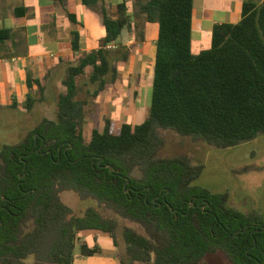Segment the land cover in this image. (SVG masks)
Wrapping results in <instances>:
<instances>
[{
  "label": "trees",
  "instance_id": "1",
  "mask_svg": "<svg viewBox=\"0 0 264 264\" xmlns=\"http://www.w3.org/2000/svg\"><path fill=\"white\" fill-rule=\"evenodd\" d=\"M81 4L99 16L105 37L67 66L55 119L0 146V264H73L76 247L83 256L99 251L80 242L86 231L107 235L121 264H205L218 252L230 264H264V212H242L227 192L194 184L203 166L189 157L158 156L161 131L216 149L264 136V0L245 1L238 23L215 25L210 47L197 55L193 0H133L130 13L123 3L114 12L100 0ZM27 11L14 8L13 16ZM144 23L158 27L147 119H105L86 137L78 78L89 69L92 97L113 84L117 63L130 55L127 36ZM11 34L0 28V44ZM71 36L77 52L78 33ZM34 103L28 96L25 110ZM63 192L94 206L75 215Z\"/></svg>",
  "mask_w": 264,
  "mask_h": 264
},
{
  "label": "crops",
  "instance_id": "2",
  "mask_svg": "<svg viewBox=\"0 0 264 264\" xmlns=\"http://www.w3.org/2000/svg\"><path fill=\"white\" fill-rule=\"evenodd\" d=\"M6 1L7 6L11 7L10 14L4 15L0 11V28L10 29L12 34L10 39L0 44V110L18 111L14 117L20 119L28 113L25 103L30 96L35 101L31 111L40 110L43 119L53 121V114L46 109V104L48 101L56 103L59 94L64 92L61 82L67 66L76 62L82 53L96 50L99 41L105 37V29L99 16L84 7L81 0H65L63 6L44 0ZM100 1L110 7L112 12L122 3L127 12L132 11L133 0ZM245 1L259 4L262 0H193L191 53L197 55L210 47L215 25L238 23ZM17 7H25L28 11L22 17H15L13 10ZM67 12L74 15L75 24L69 21ZM157 30L155 23L139 24L138 30H132L127 36L130 50L128 61L117 63L120 71L118 79L101 91L96 96L97 100L120 97L128 101L135 100L139 89L152 77ZM72 31H76L79 36L77 52L72 50ZM140 31L142 39L138 36ZM86 72L89 74V69ZM127 78L139 81H127ZM131 114L134 115L135 110ZM16 126L21 127L19 122L4 123V128L8 130H15ZM101 126L100 123L98 128ZM81 234L83 238L80 242H86L90 247L97 245L99 251L83 256L76 247L73 264H121L118 249L107 235L86 231L80 233L79 237Z\"/></svg>",
  "mask_w": 264,
  "mask_h": 264
},
{
  "label": "rangeland",
  "instance_id": "3",
  "mask_svg": "<svg viewBox=\"0 0 264 264\" xmlns=\"http://www.w3.org/2000/svg\"><path fill=\"white\" fill-rule=\"evenodd\" d=\"M196 2L198 0H195ZM6 0H0V11L4 15L10 14V6ZM88 72L77 80L78 95L86 99L85 108V136L89 137L90 129L98 127L105 119L117 118L121 122L129 121L133 125L141 124L148 117L151 82L140 88L134 101L123 98L97 100L88 96L95 89L87 81ZM65 75L63 76L64 79ZM127 81H139L127 78ZM144 81V79H141ZM112 85V84H110ZM54 102L48 101L46 106L55 119L56 109ZM39 106V105H38ZM39 109V108H38ZM135 110L132 115L131 111ZM18 111L0 110V146L19 142L29 131L43 119L40 110H30L23 117L17 118ZM13 115V116H12ZM20 123V128L8 130L4 123ZM120 122V123H121ZM17 125V124H16ZM164 144L158 151V156L171 158L178 155L189 157L194 164L203 166L200 177L194 184L204 187L211 192H227L229 203L232 207L242 212H264V136L259 135L251 142H245L227 149H216L206 143L190 137H182L172 131H161ZM63 202L68 205L75 215L82 214L89 206H94L91 201H81L72 192H63ZM83 234L80 235V239ZM205 264H230L226 257L218 252L207 256Z\"/></svg>",
  "mask_w": 264,
  "mask_h": 264
},
{
  "label": "water",
  "instance_id": "4",
  "mask_svg": "<svg viewBox=\"0 0 264 264\" xmlns=\"http://www.w3.org/2000/svg\"><path fill=\"white\" fill-rule=\"evenodd\" d=\"M37 135H35V137H36Z\"/></svg>",
  "mask_w": 264,
  "mask_h": 264
}]
</instances>
